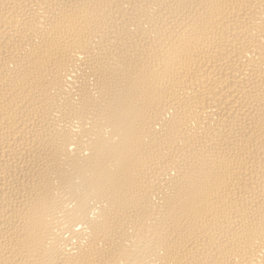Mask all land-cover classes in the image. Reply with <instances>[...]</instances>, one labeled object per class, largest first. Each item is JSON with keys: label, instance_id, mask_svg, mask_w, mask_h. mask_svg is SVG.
Instances as JSON below:
<instances>
[{"label": "bare ground", "instance_id": "1", "mask_svg": "<svg viewBox=\"0 0 264 264\" xmlns=\"http://www.w3.org/2000/svg\"><path fill=\"white\" fill-rule=\"evenodd\" d=\"M0 264H264V0H0Z\"/></svg>", "mask_w": 264, "mask_h": 264}]
</instances>
